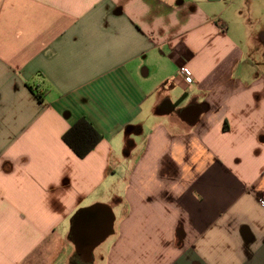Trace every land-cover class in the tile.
I'll list each match as a JSON object with an SVG mask.
<instances>
[{
  "label": "crops",
  "instance_id": "0c3cea01",
  "mask_svg": "<svg viewBox=\"0 0 264 264\" xmlns=\"http://www.w3.org/2000/svg\"><path fill=\"white\" fill-rule=\"evenodd\" d=\"M262 200L264 0H0V264H264Z\"/></svg>",
  "mask_w": 264,
  "mask_h": 264
},
{
  "label": "trees",
  "instance_id": "16d2710c",
  "mask_svg": "<svg viewBox=\"0 0 264 264\" xmlns=\"http://www.w3.org/2000/svg\"><path fill=\"white\" fill-rule=\"evenodd\" d=\"M102 139L103 135L85 117L77 120L63 134L64 142L80 158H84L92 152Z\"/></svg>",
  "mask_w": 264,
  "mask_h": 264
},
{
  "label": "built area",
  "instance_id": "2783aa9c",
  "mask_svg": "<svg viewBox=\"0 0 264 264\" xmlns=\"http://www.w3.org/2000/svg\"><path fill=\"white\" fill-rule=\"evenodd\" d=\"M180 72L183 74V76L187 82L191 83L193 81V75L187 67H182L180 69ZM262 203L264 205V200H262Z\"/></svg>",
  "mask_w": 264,
  "mask_h": 264
},
{
  "label": "water",
  "instance_id": "95a60500",
  "mask_svg": "<svg viewBox=\"0 0 264 264\" xmlns=\"http://www.w3.org/2000/svg\"><path fill=\"white\" fill-rule=\"evenodd\" d=\"M196 117H197V115H196Z\"/></svg>",
  "mask_w": 264,
  "mask_h": 264
}]
</instances>
